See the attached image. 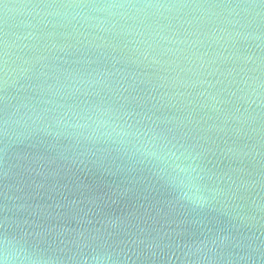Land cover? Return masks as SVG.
Here are the masks:
<instances>
[{
    "label": "water",
    "instance_id": "water-1",
    "mask_svg": "<svg viewBox=\"0 0 264 264\" xmlns=\"http://www.w3.org/2000/svg\"><path fill=\"white\" fill-rule=\"evenodd\" d=\"M27 2L0 0V33L24 31L25 17L6 16L4 5ZM108 39L115 51L59 54L63 74L118 73L81 85L88 95L61 101L78 105L80 118L65 120L83 127L57 126L58 113L49 112L5 135L3 121L21 98L31 97L37 112L51 106L37 104L38 93L28 87L43 78L21 81L24 90L0 91L13 98L11 104L0 99V237L56 264H74V255H100L105 264H264V95H251L242 74L234 77L240 83L226 80L212 89L180 87L170 70L137 62L131 45L125 47L131 37ZM240 51L264 55L243 44ZM221 89L226 103L218 110L210 101L201 106L205 98L196 93ZM121 130L128 135H118ZM153 133L161 151L147 155L143 143ZM191 145L195 159L185 152ZM176 165L204 175L203 206L186 202L170 182Z\"/></svg>",
    "mask_w": 264,
    "mask_h": 264
},
{
    "label": "clouds",
    "instance_id": "clouds-1",
    "mask_svg": "<svg viewBox=\"0 0 264 264\" xmlns=\"http://www.w3.org/2000/svg\"><path fill=\"white\" fill-rule=\"evenodd\" d=\"M4 12L6 16L18 13L25 19L19 24L24 31L10 32L5 28L0 33V91L24 90L21 81L43 78V83L28 87L38 93L37 104L51 106L37 112L31 97L21 98L3 121L5 135L17 127H28L29 121L42 120L49 112L58 113L52 118L57 126L66 125L65 117L69 114L79 119L78 105L61 101H68L78 93L88 95L81 85L93 86L102 82L100 75L118 73L106 72L95 79L63 74L57 66L62 59L59 54H68L70 49L102 50L106 47L115 51L109 37H131L125 47L131 45L129 51L137 57V62H142L140 58H143L165 71L170 70L174 73L173 81L180 87L196 89L206 85L207 89H212L226 80L229 84L240 83L234 77L242 74L241 81L251 95L258 98L264 95L261 91L264 80L259 75L264 74V55H245L240 51L241 44L249 52L264 50V0H29L18 5L5 4ZM58 37L66 42L58 43ZM229 64L232 66L224 68ZM187 76L196 79L185 78ZM210 76L217 79L209 80ZM50 80L53 82L49 83ZM223 91L216 94L201 91L196 95L205 98L202 107L210 101L218 110L219 105L226 103L221 96ZM0 99L11 104L13 98L6 94ZM188 102L193 103L192 100ZM96 124L99 127L107 121H96ZM117 134L128 135L123 130ZM160 139L153 133L151 139L143 143L145 154L157 155L161 151L157 144ZM195 148L191 145L185 149L192 159L196 158L192 155ZM161 158L167 160L168 153ZM168 178L172 185L182 190L181 198L189 204L203 206L207 202L205 177L201 171L176 165ZM70 259L74 264H105L100 255H94L91 260L75 255ZM0 264H56V261L24 253L5 234L0 237Z\"/></svg>",
    "mask_w": 264,
    "mask_h": 264
}]
</instances>
